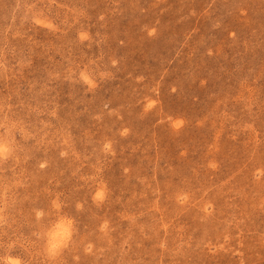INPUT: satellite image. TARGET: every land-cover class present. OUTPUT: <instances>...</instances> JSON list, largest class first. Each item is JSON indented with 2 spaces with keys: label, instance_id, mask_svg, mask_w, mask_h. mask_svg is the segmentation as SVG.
I'll use <instances>...</instances> for the list:
<instances>
[{
  "label": "rangeland",
  "instance_id": "374dc122",
  "mask_svg": "<svg viewBox=\"0 0 264 264\" xmlns=\"http://www.w3.org/2000/svg\"><path fill=\"white\" fill-rule=\"evenodd\" d=\"M0 145V264H264V0H0Z\"/></svg>",
  "mask_w": 264,
  "mask_h": 264
},
{
  "label": "clouds",
  "instance_id": "9594fccd",
  "mask_svg": "<svg viewBox=\"0 0 264 264\" xmlns=\"http://www.w3.org/2000/svg\"><path fill=\"white\" fill-rule=\"evenodd\" d=\"M7 145H0V152L7 153ZM60 243L58 236H54L51 240L52 247L55 248Z\"/></svg>",
  "mask_w": 264,
  "mask_h": 264
}]
</instances>
